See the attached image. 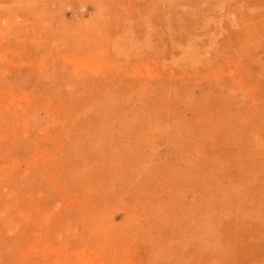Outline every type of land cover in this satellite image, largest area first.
<instances>
[{
    "label": "rangeland",
    "instance_id": "374dc122",
    "mask_svg": "<svg viewBox=\"0 0 264 264\" xmlns=\"http://www.w3.org/2000/svg\"><path fill=\"white\" fill-rule=\"evenodd\" d=\"M0 264H264V0H0Z\"/></svg>",
    "mask_w": 264,
    "mask_h": 264
}]
</instances>
